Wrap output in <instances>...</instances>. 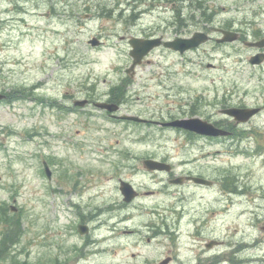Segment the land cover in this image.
Masks as SVG:
<instances>
[{
    "label": "rangeland",
    "instance_id": "rangeland-1",
    "mask_svg": "<svg viewBox=\"0 0 264 264\" xmlns=\"http://www.w3.org/2000/svg\"><path fill=\"white\" fill-rule=\"evenodd\" d=\"M163 1L159 8L154 0H0V91L12 95L0 102V242L20 240L30 261L68 229L66 194L74 183L99 204L118 202L119 177L142 187H163L166 174L156 177L142 167L144 157L153 155L175 162L191 159L190 169L217 182L169 187V193L145 199L141 210L130 207L135 216L127 222L114 217L110 224L121 235L112 239L116 251L107 253L104 263L159 264L170 254L171 264H264V115L251 123L257 128L244 142L240 152L245 153L225 152L215 160L210 141L112 119L92 103H73L103 102L121 84L111 98L125 99L119 113L162 120L224 94L235 59L222 55L228 48L216 50L213 40L184 54L160 47L130 76L129 39L161 32L168 24L173 37L178 16L187 24L184 35L225 23L243 27L245 8L262 7L264 0ZM95 37L102 41L98 46L90 43ZM237 66L248 74L245 63ZM218 148L225 150L223 143ZM174 208L185 215L171 213ZM155 209L160 216L152 213ZM4 214L20 222L18 233H8L14 227ZM166 223L172 237L148 242L151 225L168 230ZM211 239L224 244L205 252L204 242Z\"/></svg>",
    "mask_w": 264,
    "mask_h": 264
},
{
    "label": "flooded vegetation",
    "instance_id": "flooded-vegetation-1",
    "mask_svg": "<svg viewBox=\"0 0 264 264\" xmlns=\"http://www.w3.org/2000/svg\"><path fill=\"white\" fill-rule=\"evenodd\" d=\"M175 3V1L173 2ZM160 4V2H159ZM164 5L166 3L164 2ZM260 8V10H257ZM245 18L243 27L237 28L234 24H223V26L214 27L212 30L215 31L217 36L212 37V40L216 43V50L219 47L228 48L222 55L230 59L234 57L235 59L230 64L232 71H230L231 86L227 87L224 94L216 96L215 101L207 102L204 104L192 105L184 115H166L162 120L154 122L156 120H151V123L156 124L160 127H166L161 125L162 122L182 117H199L202 120L212 123L216 127L228 131L227 135L219 136H209L204 134H199L192 131L183 130L176 128L177 131H183L187 135L191 136V139H203L210 141L214 144V149L211 152L215 160L218 158L219 154L228 152L232 155L245 150L244 142L253 135L254 130L257 126H252L251 123L264 115V6L254 7L248 6L245 8ZM176 27H174L175 34L171 37L172 28L170 24L164 28L161 32H156L148 35V38H162L164 40H171L177 37H188L182 34V30L185 22L179 23L173 22ZM230 30L237 33V38L231 42L219 43L218 39L222 37L221 30ZM170 34V36H169ZM226 60L222 59V68L227 69V64L223 63ZM237 62H243L247 66H244L245 71L248 68V74L244 75L239 70ZM215 69H218L220 65L213 64ZM240 77H244L243 81H239ZM214 81V80H213ZM209 110H201V108ZM231 108L237 109H249L253 110L254 115L247 121H241L236 116H232L228 113ZM175 130V129H174ZM223 143L225 150L218 148V144ZM249 149L246 151L248 152ZM148 157L157 158L153 155H148ZM163 162L169 164L166 165V169L171 170L170 173L164 171H153L152 175L160 177L161 174H166L165 179L169 183L175 178L182 180L181 183L177 184L179 188L188 185H194L191 180L186 177L189 175H198V171L190 169L188 165L191 159L183 158L175 162L168 157L157 158ZM214 167H217V162H215ZM193 164V163H192ZM169 167V168H168ZM135 169V168H133ZM176 175V176H175ZM119 180L124 178L119 177ZM128 180V179H126ZM132 183L134 188L138 191V196L130 201H126L122 192L119 188L120 198L117 203H104L99 204V202H92L91 198L85 197V187L72 186L71 192L69 194V215L72 219L69 221L68 229L64 231H59L60 236H56L53 239L52 245L47 252H40L34 261H30L31 253L29 250H25V247L19 245L18 241L15 242L14 246L9 248L7 245H2L0 243V254L3 253V264H106L104 263V257L107 253L111 251H116L115 246H113L112 239L120 236V231H118L116 226H112L110 221L114 217H118V223L127 222L132 219L135 214L130 213V207L135 210H141L145 199L152 198L154 195H159L162 192L166 193L170 191V188L164 189L163 187L148 188L142 187V185L133 181V179L128 180ZM159 182H162L158 180ZM215 182V181H214ZM177 194V192H173ZM149 196V197H148ZM152 201H159V199H151ZM127 209V210H126ZM125 213H122L124 212ZM154 210V208L152 209ZM150 212V211H149ZM157 214V210L152 211V213ZM171 213L176 216L184 215V210H177L176 208L170 210ZM120 213V216H118ZM160 216V213L157 214ZM162 223L165 222V217H163ZM87 225L85 233H82L81 225ZM167 229L168 224L166 223ZM104 227L106 229H104ZM117 231L116 234L114 233ZM131 230H126L124 233H132ZM164 235L166 238H171L172 233L170 230H163L156 225H151V235L147 237V241L150 242L153 238H157ZM196 238H200V234L196 233ZM41 241V240H39ZM208 242H204V251H210L207 246ZM42 246V243H40ZM46 246V245H44ZM24 248V249H23ZM9 249V250H8ZM11 251V252H10ZM174 261L173 255H167L164 259L160 260L159 264H171ZM197 264H202L198 260Z\"/></svg>",
    "mask_w": 264,
    "mask_h": 264
},
{
    "label": "water",
    "instance_id": "water-1",
    "mask_svg": "<svg viewBox=\"0 0 264 264\" xmlns=\"http://www.w3.org/2000/svg\"><path fill=\"white\" fill-rule=\"evenodd\" d=\"M236 38V34L225 31L224 37L220 41H228L233 40ZM209 36L208 34L197 31L195 34L190 38H178L174 41H166L164 42V45L172 48L174 50H179L180 52H185L186 50H189L191 48H195L199 46L202 43H205L208 41ZM130 44L132 46V49L130 51V55L133 57V63L128 69V72L131 70H134L136 65L140 64L143 60V58L149 54L154 48L158 47L162 40L161 38H138L133 37L130 39ZM92 45L96 46L100 44V41L97 38H94L90 42ZM4 96L0 94V100ZM87 103V100L82 101H76V104L84 106ZM96 105L103 109H108L110 111H115L118 109V105L113 103H106V102H97ZM229 113L236 116L239 120L246 121L248 120L254 113V111L248 110V109H230ZM125 119L129 120H135V121H144L141 117L136 115H125L123 116ZM169 125L173 126H179L183 127L189 130H194L200 133L209 134V135H220V134H226V131L220 130L215 128L212 124L202 121L199 118H185V119H177L175 121L167 123ZM145 167L149 170L154 169H163L165 164L154 160V159H148L144 161ZM46 170L48 173V176L51 175L48 167L46 166ZM195 182L197 183H203V184H210L211 181L202 178V177H191ZM1 179V177H0ZM121 190L123 194L125 195L126 200H131L133 197L136 196V193L133 192L132 186L128 182H122ZM15 210V208H13ZM210 246V245H209Z\"/></svg>",
    "mask_w": 264,
    "mask_h": 264
},
{
    "label": "trees",
    "instance_id": "trees-1",
    "mask_svg": "<svg viewBox=\"0 0 264 264\" xmlns=\"http://www.w3.org/2000/svg\"><path fill=\"white\" fill-rule=\"evenodd\" d=\"M201 7H202V5H201ZM120 86L121 85L113 88V90L116 89V88H119ZM113 90H111L109 101H111V98L113 97V92H114ZM11 97H12V95H11ZM10 100H12V98ZM116 100H119V97L114 96V98L112 99V101H116ZM0 216H1V214H0ZM4 221L5 222H8L9 223V226L14 227L13 229H11V231L10 230L8 231L9 234L10 233H14V232L15 233H18L19 232V229H20V226H21L20 225V222H18L17 220H14V219H11L10 220L9 217H8V214H4ZM16 228H18V229H16Z\"/></svg>",
    "mask_w": 264,
    "mask_h": 264
}]
</instances>
